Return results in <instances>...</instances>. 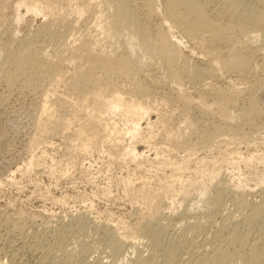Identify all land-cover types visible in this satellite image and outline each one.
Returning a JSON list of instances; mask_svg holds the SVG:
<instances>
[{"label":"rangeland","instance_id":"rangeland-1","mask_svg":"<svg viewBox=\"0 0 264 264\" xmlns=\"http://www.w3.org/2000/svg\"><path fill=\"white\" fill-rule=\"evenodd\" d=\"M205 1L217 21L238 19L229 15L227 0ZM132 2L143 22L168 30L166 0H156L157 14L149 18L142 0ZM240 3L246 11L264 8V0ZM10 8L0 10V46L5 50L0 61L27 48L37 59L21 78H0V264H140V258L183 264L200 256L209 263L212 251L228 245L234 235L247 244L231 250L247 255L254 247L264 264V183H258L264 168L259 163L264 161V37L247 48V36L232 32L234 39L244 38L238 43L243 48H236L249 53L250 64L223 74L209 62L210 47L196 46L174 28L183 40L181 54L204 75L189 80L181 72L174 82L157 58L145 59L130 78L144 87L141 99L150 107L140 135L133 140L116 134L103 141L84 127L86 118L99 113L88 98L94 85L76 80L77 72L94 70L105 84H124L125 89L132 84L125 74L106 73L87 62L81 47L89 42L95 53L121 54L125 36L117 40L103 34L89 12L70 15L66 27L62 16L25 9L24 21H16ZM60 8L65 14L70 9L67 4ZM233 43L218 49L231 50ZM173 67L185 71L181 61ZM231 92L239 99L232 105L236 113L244 114L229 124L199 102L211 104ZM47 105L49 116L43 114ZM114 121L126 128L120 114ZM122 146H135L144 154L131 159ZM141 190L149 201L138 197ZM161 201L163 214L153 225L157 234L139 232L138 219ZM171 245L178 249L176 258L168 255Z\"/></svg>","mask_w":264,"mask_h":264},{"label":"bare ground","instance_id":"bare-ground-1","mask_svg":"<svg viewBox=\"0 0 264 264\" xmlns=\"http://www.w3.org/2000/svg\"><path fill=\"white\" fill-rule=\"evenodd\" d=\"M9 1L10 0H0V10L11 7L10 9L15 12L16 21H21L24 18L21 10L25 9L27 13H32L34 15H49L50 17L57 15L62 16L65 21V26L67 25L66 27H68L71 25L67 21V18H69L70 15L80 17L86 12H89L90 18L94 20L96 26L99 27L101 32L106 36H112L117 40L121 37V35L125 36L123 44L125 52L123 51L124 53L121 54L108 53L107 55H104V52L102 51L95 53L93 52V48L89 42H85L81 47L84 55L86 56L87 62L95 64L97 67H101L106 73L125 74L128 77L129 82L132 84L131 87H129L130 89H125L126 85L124 84H105L101 76L96 74L94 70L90 71L88 74H86L87 69H82L77 72L76 80L83 81L88 79L94 85L88 94V98L91 97L94 99V109L99 113L94 118H86L83 123L84 127L86 130H90L94 137H102L103 141L111 139V137L116 134L121 135V138H124L125 135H130V138L133 140L137 139L140 135L142 130V119L150 114V107L145 103L146 100L144 101L141 99L145 95L144 87L139 83H133L130 78H132V75L136 74V68L141 67L143 64L142 62L145 59L157 58L160 61L158 63H161L165 66V68H167V72L168 74L170 73L169 75L174 82H179L180 75L182 74L181 72H186L188 75L186 76L189 77V80H200L202 75H204L203 69H200L199 66H191L188 59L181 54L180 47L183 45V40L175 35V29H178L181 34H183L191 42L195 43L196 46H203L204 48L205 45H207L210 47L211 49L209 50V54L211 57L209 62L212 63L210 64L214 70L218 69L223 74L236 70L239 72L245 70V68L249 66V53H247L246 56L245 53L239 50L238 47L236 48V45L244 36H247L248 40L245 42H247V44L249 43L247 48H251V43L259 40L260 37H264V31H262V27L264 26V8L260 10L251 9L252 11H246L241 5L240 0H227L229 2L227 3L229 5V15L232 16L231 18L235 17V15L238 17V19H234L233 22H230L232 20L231 19L227 23H221L210 15L208 11L209 4L205 0H203L205 2L202 0H166L164 20L168 23V30L163 29L161 26L153 29L149 25L150 23L148 24L143 22L136 6L132 4L135 3L132 2L135 0H12L14 1L12 3ZM142 2L144 3L146 11L145 14L148 18L150 16L153 17L155 13L157 14L158 8L156 0H142ZM63 4H67L70 8L68 9L69 12L66 14L61 12L62 8L60 7ZM60 13H62V15H60ZM232 32H234V35L235 32H239L238 35H242L243 37L239 38L240 40L238 38V40H236L232 37ZM181 38H183V36ZM232 38L234 43L231 50H224L226 48L223 45V51L228 52L219 51V46L222 44L227 45V43L233 41ZM241 47L243 48V46ZM27 49V51L19 49L13 53L5 54V58H3L4 60L0 61V74H2L0 75V78H6L9 81L21 78L24 68H26L27 65H32L37 59V54L31 49ZM206 49L208 48L206 47ZM4 51V48L0 46V56L4 53ZM180 61L183 63L185 71H178L173 67L175 62L180 63ZM6 65H11L12 69H9ZM177 65L180 66V64ZM206 71L212 72L210 69ZM49 77L54 78L55 76L50 75ZM51 87H53V85ZM134 94L139 95V97H134ZM126 95H129L130 98H127ZM180 96L184 98L186 102L192 101V98L186 94H182ZM221 96V98L218 97V99L211 104L205 103L207 101H203V99L199 100V102L201 101L200 103L203 109L217 110L220 117L227 120V124H229L228 121L234 122V120L240 117V114H244L242 113L243 111H241L240 114H237L235 106H232L238 103L239 99L237 93L231 92L227 95L224 94ZM50 107V105L46 106L43 112L44 115H50L48 114L51 113ZM80 107H82V104H80ZM118 114L125 118L127 122L126 128H122L114 121V116ZM246 115H248V113H246ZM43 121L47 122L49 119H45ZM148 125H150V122ZM118 143H120V140ZM122 147L125 154L129 155L131 159H137L139 156L144 154L143 152L141 153L135 146ZM156 157L158 158V154H156ZM252 160L253 158H250L248 161L246 160L245 163L247 164L248 162V165H251L253 162ZM259 163L263 164L264 167V161H260ZM258 181L259 185L264 183V168L263 172L258 176ZM180 182L183 185L185 184V181ZM138 195V197L144 199V202L149 201L150 196L143 193V190L139 191ZM242 199L243 197L241 200ZM163 210L164 204L163 201H161L156 204L149 213L142 215L137 221L138 231L149 234V237L153 233H156L157 230L153 227L154 221L159 220L158 217L162 216ZM262 211H264V209ZM236 236L234 235L230 237L228 245H221L212 251L213 254H211L214 257V262L212 261L208 263L206 258L205 260L204 257L200 256L201 258L197 261H184L183 264H238L236 263L237 261H239V264H262L261 252L259 253L258 251H255L254 247L253 249L252 247L250 248L252 250H250L247 255H245L241 250H231L230 247L232 245L235 246L237 244L243 248L247 244L245 239ZM181 242L182 241H180V243ZM157 245L158 244H156V246ZM177 250L176 246L171 245V248L167 251L168 255L170 254L174 257ZM147 259L140 258L139 263L154 264L156 262L153 261L154 263H149L151 262V259H149V261ZM156 263L158 264V262Z\"/></svg>","mask_w":264,"mask_h":264}]
</instances>
